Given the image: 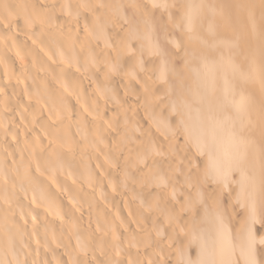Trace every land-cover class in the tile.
Instances as JSON below:
<instances>
[{"label": "bare ground", "instance_id": "1", "mask_svg": "<svg viewBox=\"0 0 264 264\" xmlns=\"http://www.w3.org/2000/svg\"><path fill=\"white\" fill-rule=\"evenodd\" d=\"M0 264H264V0H0Z\"/></svg>", "mask_w": 264, "mask_h": 264}]
</instances>
